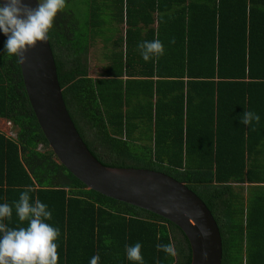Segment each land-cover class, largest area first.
I'll use <instances>...</instances> for the list:
<instances>
[{"label":"trees","instance_id":"trees-1","mask_svg":"<svg viewBox=\"0 0 264 264\" xmlns=\"http://www.w3.org/2000/svg\"><path fill=\"white\" fill-rule=\"evenodd\" d=\"M172 1L180 6L181 0ZM93 15L89 12L88 19ZM173 20L171 27L158 29L157 38L167 41L165 54L147 61L151 72L143 73L158 79L134 88L144 100L136 104L134 114L154 117L147 121L154 131L153 147L138 154L122 139L130 126L129 120L123 122L122 81L116 72L100 78L88 74L86 38L76 33L81 24L71 12L60 11L48 39L65 105L83 141L103 164L162 171L204 201L219 226L221 264H264V233L253 229L250 234L220 216L223 207L218 202L227 186H216L232 175L236 180L252 174L264 177V172H254L259 159L253 154L251 126L240 119L246 110L257 113L264 135V0H190L187 9L174 11ZM6 39L0 30V118L16 128L15 136L0 131V194L13 208L8 228L28 226L16 215L14 202L31 187L30 202L39 199L46 204L52 219L45 222L60 230L55 241L58 264H90L96 255L98 264H140L126 253V246L137 242L143 264H190L188 240L174 223L88 189L58 162L28 100L18 58L6 52ZM165 84L179 94L162 92ZM198 84L205 87L199 102L191 97V87ZM154 95L155 104L150 101ZM161 106L166 107L163 112ZM84 130L108 143L109 160L100 156L94 136L87 138ZM194 140L199 148L184 159L182 145L192 146ZM164 145H169V152ZM193 158L197 162H191ZM233 163L239 164L231 167ZM168 243L175 247V257L156 247Z\"/></svg>","mask_w":264,"mask_h":264},{"label":"water","instance_id":"water-1","mask_svg":"<svg viewBox=\"0 0 264 264\" xmlns=\"http://www.w3.org/2000/svg\"><path fill=\"white\" fill-rule=\"evenodd\" d=\"M3 2L0 0V5ZM24 2L32 8L39 3L38 0ZM26 55L27 63L19 65L27 97L58 162L88 189L149 210L174 223L188 240L190 264H221L219 226L204 201L185 183L162 171L107 166L98 160L67 110L49 39L38 42ZM200 226L209 235L203 236Z\"/></svg>","mask_w":264,"mask_h":264},{"label":"crops","instance_id":"crops-1","mask_svg":"<svg viewBox=\"0 0 264 264\" xmlns=\"http://www.w3.org/2000/svg\"><path fill=\"white\" fill-rule=\"evenodd\" d=\"M169 1L170 0H153V2L152 0H106L105 4H107V7L109 6V8L112 9L111 12L115 13L116 20H118L119 22L118 28L120 30L118 34L122 35L120 39L121 42H123V46L122 48H120L121 51H119V55L122 58L121 63L117 67L113 66L112 64L105 63L104 61H98L99 56L96 51H105V46L104 48L96 47V45H94L92 42L93 39H88L87 42L86 59L88 74L92 78L110 77V75L108 74L109 72L107 71L111 70L113 72H116L118 74L117 77L122 81V85L125 90L123 122L126 123L129 120L128 124L130 125L128 131H125L126 136L124 132L122 139H126L128 144L133 143L136 146L144 144L148 147L154 146V131L152 127L147 125V121L150 118L154 120V117L152 118V115H148V119H145L142 118L141 115L134 114V112H136L134 111L136 104L144 103V100H142V98L137 95V92L134 91L136 89L134 88L137 87L140 89L142 88L145 81L153 80L154 82H156V80L158 79L156 75H143V73H145L146 71L151 72V70L150 68H148L146 61H144L141 55V49L139 48V45L145 41H153L158 39V29L160 27H163L164 29L167 27H171L174 21V11L178 10L179 7L181 9L182 7H185L187 9L190 0H181L180 6L177 4V2L173 3L172 1L169 3ZM95 4H97V1L92 0L89 7L90 13L96 14L99 11H105L100 10V8L99 10H97L98 7L96 8ZM93 25L97 27L96 25H99V21L96 20L94 23L93 21H89V26L92 27ZM128 33L129 36L127 35ZM151 34H153V37L149 38ZM113 39L117 41L115 37ZM159 40L164 46L165 54V51L167 50V41L164 39ZM106 41H109V39H106ZM109 51L113 52L115 55L116 49ZM88 55H90V59H92V61L94 62H89L90 59ZM114 55L112 57H114ZM108 58L111 59V55L108 56ZM106 66H108L109 68H107ZM184 79L186 80V78ZM154 86H156L155 83ZM171 88V84H165L163 85V88H161V91L165 94L170 95L176 93L177 96L179 94L177 93L178 91L172 93ZM204 88L205 87L203 85L199 84L193 85L191 87V97L193 98V100L197 99V102H199L203 99ZM155 100L156 95H154V97L150 99L152 103H154ZM160 108L161 112L166 109V107L163 106H161ZM142 124L146 125L142 128ZM148 124H150V122H148ZM9 125L10 124L8 123V120L0 118V131L5 133L7 136L11 134H8L10 127L12 129V126ZM260 129V126L256 124L255 121L250 127V138L253 147V154L255 155V157L256 155H258L256 161L257 159H259L258 163L255 162L253 164L254 166H256L254 172H264V153L262 152L264 150V135L263 131H260ZM127 132H130V135ZM183 138L186 139V136ZM194 143L196 145H182V155L184 159L187 158V154H189L188 157H192L191 155L194 156V149L196 150V148H199V144L196 141ZM164 146L167 147V150L169 152V145ZM130 149L132 150V148ZM189 150H191L192 152H190ZM193 160L194 162H197L194 158L191 159V162ZM237 164L239 163H233L231 167L236 166ZM246 170H248L247 165ZM261 178L264 177L252 174L251 176L246 175L244 179L236 180L235 176L232 175L228 177L224 182H214L217 184V187H222L220 185L227 186V188L223 187L225 192L221 197L223 200L218 202V204L223 207V210L220 212V216H222L223 218L228 217L230 220H234L237 225L240 224L241 227H244V230H249L248 232H250V234H252V232H255L253 229H255L256 232L260 230L261 234L264 233V222L262 225H258V221L264 219V180ZM7 201L8 197L2 198V195L0 194V204H3L5 202L8 203ZM0 223H4L8 228L9 219H4L3 221H0ZM252 225H254L255 228H252ZM1 235H3V233H0V236Z\"/></svg>","mask_w":264,"mask_h":264},{"label":"clouds","instance_id":"clouds-1","mask_svg":"<svg viewBox=\"0 0 264 264\" xmlns=\"http://www.w3.org/2000/svg\"><path fill=\"white\" fill-rule=\"evenodd\" d=\"M64 8L65 0H39L36 8H32L24 0H4L0 5V30L7 37L5 48L8 56L17 57L18 63H27L28 50L38 42L47 41L57 14ZM139 48L146 62L164 54V46L159 39L142 42ZM240 119L242 124L251 126L254 121L259 123L260 116L246 110ZM32 191L34 189L31 187L27 188L20 194L19 200L14 202L16 215L21 222L27 221L28 226L12 229L0 223V233H3L0 238V264H58V245L55 241L60 230L45 222L52 219V212L46 204L39 199L34 203L30 202ZM12 214V206L8 203L0 204V221L10 220ZM200 230L203 236L209 235L203 226H200ZM156 247L169 256L177 255L171 243L158 244ZM141 249L139 242L126 246L128 259L143 264ZM206 255L205 253V258ZM99 259L98 255L93 256L90 264H98Z\"/></svg>","mask_w":264,"mask_h":264},{"label":"rangeland","instance_id":"rangeland-1","mask_svg":"<svg viewBox=\"0 0 264 264\" xmlns=\"http://www.w3.org/2000/svg\"><path fill=\"white\" fill-rule=\"evenodd\" d=\"M39 1V0H38ZM92 0H65V8L62 11L65 12H71V17H75L77 20L80 22V26L78 27L76 33H84L83 35L78 36L79 38H82L85 36V40H83L85 43L88 42V39H93L92 42L96 47L98 48H104L105 46V51H100L96 53L98 54V61L99 62H105L112 64L113 66L117 67L121 63V56L119 55V51H121L120 48L123 46V42H121V37L122 35H119V28H118V20H116V15L115 13L111 12L112 9L107 7V4H105L106 0H96L97 4H95V7L97 10H105V11H99L95 15H93L91 18L89 17V7L90 3ZM95 1V0H94ZM92 10V9H91ZM93 21V23L98 20L99 25H94L92 27L89 26V24H85V21ZM83 24V25H82ZM92 35V37H91ZM90 36V37H89ZM116 38L114 40L113 38ZM106 39H109V41H106ZM80 41V42H79ZM79 43H82V39L78 40ZM116 49L115 55L113 52L109 50ZM111 52V53H110ZM113 53V54H112ZM111 55V59L108 58V56ZM114 55V57H112ZM86 56V55H84ZM83 57V54H82ZM87 57V56H86ZM90 59V55H88ZM93 57V54H92ZM123 60V59H122ZM90 63L94 62L92 59L89 60ZM109 68L108 66H106ZM91 68V67H90ZM89 68V70H90ZM108 74L111 76H115L116 73H114L111 70H108ZM106 72V73H107ZM9 126H12V129L10 127L8 134L11 133L12 136H15L16 134V128L10 123ZM86 133L87 138H92L94 136V144L96 145L97 152L100 154V156L105 159L109 160V149L106 147L107 142L104 140H101L96 137V134L94 131H89V130H84ZM129 148H132V150L136 151L138 154L142 152V150L146 147L144 144H140L138 146L134 145L133 143L128 144ZM116 157V156H115ZM133 164H137L136 162L131 161Z\"/></svg>","mask_w":264,"mask_h":264},{"label":"built area","instance_id":"built-area-1","mask_svg":"<svg viewBox=\"0 0 264 264\" xmlns=\"http://www.w3.org/2000/svg\"><path fill=\"white\" fill-rule=\"evenodd\" d=\"M8 123L10 124L11 122L10 121H8ZM11 135V134H10Z\"/></svg>","mask_w":264,"mask_h":264}]
</instances>
